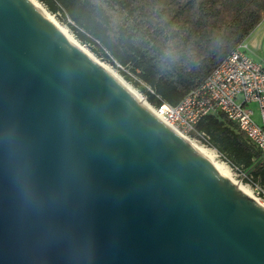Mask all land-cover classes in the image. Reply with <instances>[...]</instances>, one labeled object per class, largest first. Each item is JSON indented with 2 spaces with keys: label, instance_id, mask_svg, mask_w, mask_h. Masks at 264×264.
<instances>
[{
  "label": "water",
  "instance_id": "1",
  "mask_svg": "<svg viewBox=\"0 0 264 264\" xmlns=\"http://www.w3.org/2000/svg\"><path fill=\"white\" fill-rule=\"evenodd\" d=\"M0 264H264V206L30 0H0Z\"/></svg>",
  "mask_w": 264,
  "mask_h": 264
},
{
  "label": "trees",
  "instance_id": "2",
  "mask_svg": "<svg viewBox=\"0 0 264 264\" xmlns=\"http://www.w3.org/2000/svg\"><path fill=\"white\" fill-rule=\"evenodd\" d=\"M37 1L63 13L76 40L96 46L113 67L129 68L136 81L122 70L121 76L151 106L178 104L264 22V0ZM196 132L264 187V155L234 123L212 114L198 121Z\"/></svg>",
  "mask_w": 264,
  "mask_h": 264
},
{
  "label": "built area",
  "instance_id": "3",
  "mask_svg": "<svg viewBox=\"0 0 264 264\" xmlns=\"http://www.w3.org/2000/svg\"><path fill=\"white\" fill-rule=\"evenodd\" d=\"M150 108L163 124L187 137L188 141L189 138L200 140L208 148L209 137L202 132L194 134L195 126L207 116L221 114L237 126L249 145L264 155V67L248 56L244 42L178 104L162 103ZM217 157L224 160L219 153ZM232 170L247 176L242 168L232 165ZM252 192L264 206V187L255 184Z\"/></svg>",
  "mask_w": 264,
  "mask_h": 264
},
{
  "label": "rangeland",
  "instance_id": "4",
  "mask_svg": "<svg viewBox=\"0 0 264 264\" xmlns=\"http://www.w3.org/2000/svg\"><path fill=\"white\" fill-rule=\"evenodd\" d=\"M34 1L44 11L45 14H49V17L51 18V20L58 27H60L61 30L63 29L65 31V33H67L68 37L71 40H73L76 43H78L88 53V55H90L91 57H93L98 63H100V65H102L106 69H109L113 74H115L116 77L121 80V82L126 83V85L132 91H134L135 93H138V95L141 96V98L145 101L146 105L151 107V105L147 102V100L139 92V90L136 89V88H134L132 82H129V81L125 80L123 78V76H121V72L120 71L122 70V71H124L129 76V78L131 79V81H136L137 78L131 73V70L129 68H127V67H119L118 65H116V67H113L110 64V62L108 60H106V58L103 55L97 53L96 46H94L93 44H83L80 41L76 40V38L74 36V33L70 30V27H68V25L66 24V21L64 20L65 18H64L63 13H60V12H57L55 14L54 13H50V12H48V10L45 9V7L40 2H38L37 0H34ZM67 22H69V21L67 20ZM254 119L257 122H259V120L257 119L256 116L254 117ZM189 139L195 145H198L199 147H201V148H203V149H205L207 151L213 152L215 161L218 162V163H220V164H223L225 167L228 168V170L230 172V176L233 179V181L235 183L240 184V185H243V186L246 185V187L249 189V192L251 191V194H253V192H252L253 185L259 184V183L257 181L254 182L253 178L250 177V173L249 174L248 173L245 174V175H247L246 177H244L242 174L241 175H238V173H236L234 170H232V165H230L227 162H225V160H222L219 157H217V154L218 153H217L216 150L204 146V144L200 140H198V139H196V140L194 138H192V139L189 138ZM211 150H213V151H211Z\"/></svg>",
  "mask_w": 264,
  "mask_h": 264
},
{
  "label": "bare ground",
  "instance_id": "5",
  "mask_svg": "<svg viewBox=\"0 0 264 264\" xmlns=\"http://www.w3.org/2000/svg\"><path fill=\"white\" fill-rule=\"evenodd\" d=\"M35 6H36V8L40 11V13L41 14H43L46 18H48L51 22H53L52 20H51V18L49 17V14H45L44 13V11L35 3V1L34 0H30ZM54 23V22H53ZM55 24V23H54ZM55 26L56 27H58L56 24H55ZM59 28V30L64 34V36L67 38V40L68 41H70L71 42V44L76 48V49H78L79 51H81L82 53H84L85 55H88V53L78 44V43H76L75 41H73V40H71L69 37H68V35H67V33H65V31L62 29H60V27H58ZM90 58H93V57H91L90 55H88ZM95 60V59H94ZM96 61V60H95ZM97 62V61H96ZM98 63V62H97ZM99 65H100V63H98ZM103 69H105L106 71H108L111 75H113V77L118 81V82H120L121 84H123L126 88H127V90L131 93V95L132 96H134L136 99H138L148 110H150L151 111V113H153L157 118H158V116L155 114V112L153 111V110H151V108L149 107V106H147L146 105V103H145V101L141 98V96H139L138 95V93H135L134 91H132L127 85H126V83H124V82H121V80L119 79V78H117L116 77V75L115 74H113L109 69H106L105 67H103L102 65H100ZM159 119V118H158ZM160 120V119H159ZM161 121V120H160ZM174 130V129H173ZM175 131V130H174ZM176 132V134L179 136V137H183L185 140H187L188 141V139H187V137H185V136H183V135H181V134H179L177 131H175ZM191 145H192V147L196 150V151H199L202 155H203V157L211 164V165H213L224 177H227L228 179H230L231 180V182H232V184L236 187V188H238V189H240V190H242L243 192H245V194L247 195V196H249L250 198H252L255 202L257 201L256 199H255V197L253 196V194H251V191L249 192V189L246 187V185L245 186H243V185H240V184H237V183H235L234 181H233V179L231 178V176H230V172H229V170H228V168L227 167H225L223 164H220V163H218V162H216L215 161V159H214V154H213V152H210V151H207V150H205V149H203V148H201V147H199L198 145H195L194 143H192L190 140L188 141ZM211 151H213V150H211ZM258 202V201H257Z\"/></svg>",
  "mask_w": 264,
  "mask_h": 264
},
{
  "label": "crops",
  "instance_id": "6",
  "mask_svg": "<svg viewBox=\"0 0 264 264\" xmlns=\"http://www.w3.org/2000/svg\"><path fill=\"white\" fill-rule=\"evenodd\" d=\"M244 43L248 56L264 67V22L250 33Z\"/></svg>",
  "mask_w": 264,
  "mask_h": 264
}]
</instances>
